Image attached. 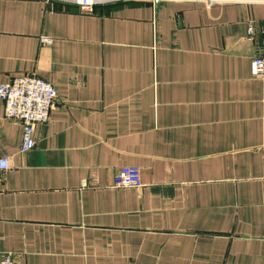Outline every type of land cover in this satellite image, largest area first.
Wrapping results in <instances>:
<instances>
[{
    "label": "crops",
    "instance_id": "crops-1",
    "mask_svg": "<svg viewBox=\"0 0 264 264\" xmlns=\"http://www.w3.org/2000/svg\"><path fill=\"white\" fill-rule=\"evenodd\" d=\"M263 30L264 0H0V83L59 93L27 152L0 100V256L264 264ZM123 166L143 186L116 185Z\"/></svg>",
    "mask_w": 264,
    "mask_h": 264
},
{
    "label": "built area",
    "instance_id": "built-area-1",
    "mask_svg": "<svg viewBox=\"0 0 264 264\" xmlns=\"http://www.w3.org/2000/svg\"><path fill=\"white\" fill-rule=\"evenodd\" d=\"M47 3L59 1L73 3L88 13L95 10L96 5L116 1L131 0H45ZM154 4L164 0H151ZM201 2L210 6L217 2L232 0H177ZM248 33L252 37L255 34V25L250 22ZM257 45L256 53L252 62L253 75L261 80L263 85V124H264V30ZM52 37L42 36L41 42L51 44ZM58 90L55 85L47 79L35 74H27L14 77L12 80L0 83V100L4 102L5 117L11 121H19L22 125L21 152H27L36 146L35 131L40 124L48 123L52 110L57 105ZM10 169V158L0 157V172ZM115 184L123 187H141L143 179L141 170L135 166H123L115 175ZM0 264H16L15 258L4 253L0 256Z\"/></svg>",
    "mask_w": 264,
    "mask_h": 264
}]
</instances>
